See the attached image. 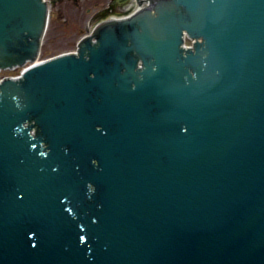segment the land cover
<instances>
[{
	"label": "water",
	"instance_id": "1",
	"mask_svg": "<svg viewBox=\"0 0 264 264\" xmlns=\"http://www.w3.org/2000/svg\"><path fill=\"white\" fill-rule=\"evenodd\" d=\"M47 18L0 0V72ZM0 264H264V0H148L0 80Z\"/></svg>",
	"mask_w": 264,
	"mask_h": 264
},
{
	"label": "rangeland",
	"instance_id": "2",
	"mask_svg": "<svg viewBox=\"0 0 264 264\" xmlns=\"http://www.w3.org/2000/svg\"><path fill=\"white\" fill-rule=\"evenodd\" d=\"M46 2L49 9V21L38 62L74 53L78 43L97 27L99 23L97 16L100 12L111 7L110 14L117 16L130 5L126 4L127 6L123 9L124 4H111L112 0H46ZM25 68L2 71L0 79L19 76Z\"/></svg>",
	"mask_w": 264,
	"mask_h": 264
},
{
	"label": "flooded vegetation",
	"instance_id": "3",
	"mask_svg": "<svg viewBox=\"0 0 264 264\" xmlns=\"http://www.w3.org/2000/svg\"><path fill=\"white\" fill-rule=\"evenodd\" d=\"M132 3H134V1L132 2V0H112V2H111V4H124V8L128 5V4H130V5H128L127 7H126V10L124 9V11L125 12H127L130 8H131V6L133 5ZM127 4V5H126ZM123 13V12H122Z\"/></svg>",
	"mask_w": 264,
	"mask_h": 264
},
{
	"label": "trees",
	"instance_id": "4",
	"mask_svg": "<svg viewBox=\"0 0 264 264\" xmlns=\"http://www.w3.org/2000/svg\"><path fill=\"white\" fill-rule=\"evenodd\" d=\"M110 11H111V7L106 9L105 11L101 12L100 14H98L97 18L99 20L106 18L110 14Z\"/></svg>",
	"mask_w": 264,
	"mask_h": 264
},
{
	"label": "bare ground",
	"instance_id": "5",
	"mask_svg": "<svg viewBox=\"0 0 264 264\" xmlns=\"http://www.w3.org/2000/svg\"><path fill=\"white\" fill-rule=\"evenodd\" d=\"M147 2H148V0H142L141 4L138 5V8H136L135 11L138 10L139 8L143 7V6H146Z\"/></svg>",
	"mask_w": 264,
	"mask_h": 264
}]
</instances>
